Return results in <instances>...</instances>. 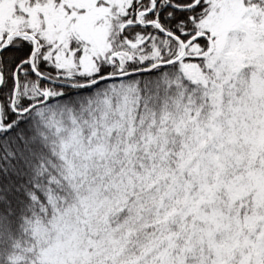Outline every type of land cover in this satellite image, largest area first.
<instances>
[{"label":"snow or ice","instance_id":"6c2138e0","mask_svg":"<svg viewBox=\"0 0 264 264\" xmlns=\"http://www.w3.org/2000/svg\"><path fill=\"white\" fill-rule=\"evenodd\" d=\"M0 264H264V0H0Z\"/></svg>","mask_w":264,"mask_h":264}]
</instances>
